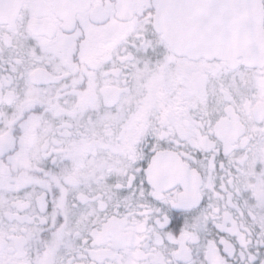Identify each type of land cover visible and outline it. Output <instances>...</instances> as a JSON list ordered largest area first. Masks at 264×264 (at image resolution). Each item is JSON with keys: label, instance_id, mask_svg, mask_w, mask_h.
<instances>
[{"label": "snow or ice", "instance_id": "6c2138e0", "mask_svg": "<svg viewBox=\"0 0 264 264\" xmlns=\"http://www.w3.org/2000/svg\"><path fill=\"white\" fill-rule=\"evenodd\" d=\"M0 264H264V0H0Z\"/></svg>", "mask_w": 264, "mask_h": 264}]
</instances>
